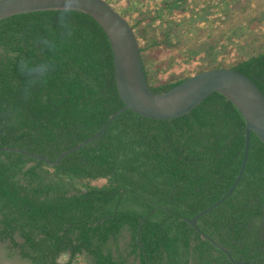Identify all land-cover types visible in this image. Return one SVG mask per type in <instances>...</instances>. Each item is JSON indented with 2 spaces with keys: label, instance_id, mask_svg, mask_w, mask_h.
Listing matches in <instances>:
<instances>
[{
  "label": "trees",
  "instance_id": "1",
  "mask_svg": "<svg viewBox=\"0 0 264 264\" xmlns=\"http://www.w3.org/2000/svg\"><path fill=\"white\" fill-rule=\"evenodd\" d=\"M105 1L133 30L154 95L190 77L159 58L179 45L171 42L184 24L174 20L176 14L189 13L194 22L197 10L208 22L212 7H189L194 0ZM70 24L71 36L49 51L41 39L60 31L57 10L0 20V149L55 161L123 106L103 31L78 11ZM190 49L187 60L197 61L220 48L209 43L203 51ZM21 59L51 60L46 82L30 86ZM213 69L246 76L264 97V51ZM244 127L234 106L212 93L170 120L126 110L55 166L0 151V243L7 258L26 264H232L184 219L213 205L232 185ZM196 226L233 260L264 264V144L254 134L235 189Z\"/></svg>",
  "mask_w": 264,
  "mask_h": 264
},
{
  "label": "water",
  "instance_id": "2",
  "mask_svg": "<svg viewBox=\"0 0 264 264\" xmlns=\"http://www.w3.org/2000/svg\"><path fill=\"white\" fill-rule=\"evenodd\" d=\"M62 0H0V20L36 11H51L61 7ZM78 12L88 15L103 31L113 60L114 80L122 107L112 114L102 128L86 141L60 154L55 161L26 153L18 149L3 148L22 154L49 166L98 138L107 126L122 112L132 113L151 120H170L190 112L212 93H219L241 115L244 127V144L238 173L223 197L191 219L184 221L202 238L223 252L232 264H244L231 258L227 249L217 245L201 233L196 226L199 218L219 206L238 184L248 156L250 135L254 134L264 144V97L246 76L230 69H210L196 73L165 93L154 95L147 85L140 59L136 36L128 22L105 0H80Z\"/></svg>",
  "mask_w": 264,
  "mask_h": 264
},
{
  "label": "rangeland",
  "instance_id": "3",
  "mask_svg": "<svg viewBox=\"0 0 264 264\" xmlns=\"http://www.w3.org/2000/svg\"><path fill=\"white\" fill-rule=\"evenodd\" d=\"M194 1L196 2L191 3L189 7L197 3L199 7L208 6L212 7V10L207 17L208 22L203 21V14L197 10L198 15L194 22L188 19L189 13L175 15L176 22L184 19L183 26H178L177 34L171 37V42H179V45L164 49L159 58L161 63L172 67L171 71L178 73L180 68L181 73L192 76L200 71L213 69L217 65L227 67L239 59L264 51V0ZM216 1L220 5L218 9H213L216 7ZM155 26L158 29L157 23ZM209 43H214L220 48L211 49L213 55L210 59L202 57L197 61L187 60L186 54L190 48L203 51ZM181 64L183 66H179ZM64 260L65 258H60L58 261L63 263ZM0 264L24 263L17 257L8 259L6 244L0 243Z\"/></svg>",
  "mask_w": 264,
  "mask_h": 264
},
{
  "label": "clouds",
  "instance_id": "4",
  "mask_svg": "<svg viewBox=\"0 0 264 264\" xmlns=\"http://www.w3.org/2000/svg\"><path fill=\"white\" fill-rule=\"evenodd\" d=\"M80 0H62V5L57 9V23L60 31L52 32L49 36L41 39V43L49 51H55L58 44L71 36L72 29L70 19L77 11ZM19 69L28 79V84L34 85L44 83L52 70L51 60H42L39 62L26 61L21 59ZM65 255L61 253V256Z\"/></svg>",
  "mask_w": 264,
  "mask_h": 264
},
{
  "label": "flooded vegetation",
  "instance_id": "5",
  "mask_svg": "<svg viewBox=\"0 0 264 264\" xmlns=\"http://www.w3.org/2000/svg\"><path fill=\"white\" fill-rule=\"evenodd\" d=\"M17 257V256H16ZM17 259H18V257H17ZM19 260V259H18ZM20 261V260H19ZM22 262V261H21ZM24 264H26L25 262H23Z\"/></svg>",
  "mask_w": 264,
  "mask_h": 264
}]
</instances>
